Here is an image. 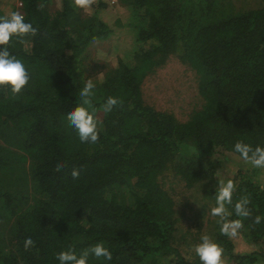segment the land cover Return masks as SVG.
<instances>
[{"label": "trees", "instance_id": "16d2710c", "mask_svg": "<svg viewBox=\"0 0 264 264\" xmlns=\"http://www.w3.org/2000/svg\"><path fill=\"white\" fill-rule=\"evenodd\" d=\"M20 1L18 9L17 0H0V18L21 12L37 29L10 41L29 84L15 96L0 88V264H59L57 253L97 243L112 259L90 257L89 264H194L177 238L183 229L181 238L191 234L194 215L201 212L202 223L215 206L216 156L245 164L236 142L264 146V0H116L114 8L95 0L87 9L72 0ZM113 40L124 44L113 65L85 63L92 46ZM172 60L191 72L197 94L183 120L145 93L148 79ZM90 78L94 93L81 97ZM108 97L119 103L105 113ZM85 99L98 121L96 143H81L68 123L67 113ZM257 174L244 168L233 180V206L247 197L249 217L228 206V219L242 223L235 238L251 252L236 253L218 217L208 231L237 264L264 259ZM167 181L181 192H204L198 210L179 215Z\"/></svg>", "mask_w": 264, "mask_h": 264}, {"label": "clouds", "instance_id": "9594fccd", "mask_svg": "<svg viewBox=\"0 0 264 264\" xmlns=\"http://www.w3.org/2000/svg\"><path fill=\"white\" fill-rule=\"evenodd\" d=\"M73 6L78 9H87L91 6L92 0H72ZM37 29L26 20L25 16L19 12H12L9 16L0 18V88L7 89L13 96L19 94L30 82V73L24 62L13 55L10 48V41L22 40L29 35H35ZM96 84L93 79H88L79 90L81 97L87 98L93 95ZM119 103L115 97H108L103 104L105 113L111 112L114 106ZM88 100H84L83 105L71 109L67 113L69 125L75 131L81 143H96L99 138V125L94 113L85 105ZM233 151L239 154L240 160L246 165L255 169H264V146L253 147L250 144L238 141L233 146ZM62 167V165H57ZM73 179L78 178L79 171L71 172ZM236 191V184L232 179H219L214 188L215 206L211 207L209 214L218 217L221 222L220 231L229 236L237 237L242 227L241 219H228L230 213L228 206H233V194ZM250 201L247 197H242L233 206L237 217L247 218L250 215ZM261 217L257 216L255 223L259 224ZM33 245L31 237L24 241V248L28 249ZM191 251L199 259L200 264H224L223 248L209 235L202 234L198 243L192 246ZM103 258L111 261L110 251L102 244L97 243L80 252L73 248L57 253L56 260L59 264H89V258Z\"/></svg>", "mask_w": 264, "mask_h": 264}, {"label": "rangeland", "instance_id": "374dc122", "mask_svg": "<svg viewBox=\"0 0 264 264\" xmlns=\"http://www.w3.org/2000/svg\"><path fill=\"white\" fill-rule=\"evenodd\" d=\"M58 4V0L56 5ZM111 10L108 13H105V18L109 23H113L115 13ZM127 43V42H126ZM130 44V42H129ZM122 40L120 41H110V43L105 45L92 46L84 56L86 57V64L89 63L92 66L94 65H113L116 61V52L121 50V46H123ZM185 68L180 66L177 60L170 61L165 67L159 69L150 79L145 86L146 98L151 101L152 105L156 106L158 110L170 111L173 112L174 115L177 116L178 119L183 120L193 109L194 105L197 103V94L193 87L192 82V74L191 72L185 71ZM191 78V79H190ZM149 101H147L149 103ZM186 114V116H185ZM220 160V166L218 167L217 177L213 181V191L216 186V183L219 179H238V172L240 169H249L252 172H257L256 179L259 184L264 187V169H255L250 167L249 165L240 163L239 159L234 156H229L225 159H220L219 156H216ZM171 181V180H170ZM166 188L168 191L173 194L177 205V213L187 212L190 207H195V210H198L197 205L204 197V192L200 189H194L190 192L180 191L179 189H175L171 182L167 181ZM125 188L123 191L125 192ZM209 208V207H208ZM186 209V210H185ZM201 213V212H200ZM199 216L193 217V220H196L191 234L187 237L181 238L186 230L183 229L181 231L180 236L178 235V244L182 246L183 255L189 259L194 264H200L199 259L195 257L194 252L191 251L193 244L195 245L197 240H200L202 234H207L210 229H213L214 220L216 217H213L209 214L207 210L205 220L202 223H198ZM192 218V216H191ZM196 226L201 227L200 229ZM198 232V233H197ZM197 234V236H196ZM197 237V238H196ZM214 239V235L211 236ZM233 241L236 245V253L244 254L246 252H251L252 246L242 242L240 238H233ZM224 264H237L236 262L224 258ZM258 264H264V259L261 260Z\"/></svg>", "mask_w": 264, "mask_h": 264}, {"label": "built area", "instance_id": "2783aa9c", "mask_svg": "<svg viewBox=\"0 0 264 264\" xmlns=\"http://www.w3.org/2000/svg\"><path fill=\"white\" fill-rule=\"evenodd\" d=\"M94 1H95V0H92V3H93ZM101 1L106 2V3L108 4V6H109V7H112V8H114V7L117 5L116 0H101ZM16 6H17L18 9L22 7V3H21L20 0H17V2H16ZM19 13H21V12H19ZM21 14H22V13H21Z\"/></svg>", "mask_w": 264, "mask_h": 264}]
</instances>
